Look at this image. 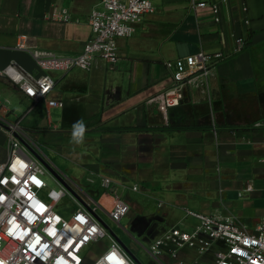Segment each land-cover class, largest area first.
<instances>
[{
	"label": "crops",
	"instance_id": "crops-1",
	"mask_svg": "<svg viewBox=\"0 0 264 264\" xmlns=\"http://www.w3.org/2000/svg\"><path fill=\"white\" fill-rule=\"evenodd\" d=\"M101 1L0 0V67L17 60L33 73L42 72L29 51L17 48L20 34L28 35L29 43L39 48L64 55L81 52L92 34L89 14L101 7ZM209 1L218 3L217 14L210 4L193 7L191 0H153L155 11L135 25L132 36L119 38L115 65L96 57L90 69L51 71L56 85L50 97L64 105L49 106L40 100L24 115L43 102L48 111L63 109V126L71 132L72 124L82 119L96 151L82 147L83 151L72 154L84 161L94 159L89 177L95 176L102 187V177L111 179L113 191L138 183L145 187L140 192L162 201L167 227L157 237L174 225L195 224L194 218L186 217V208L231 215L247 223L264 216V126L254 125L264 121V0ZM54 9L69 13L71 19H50L48 13ZM238 36L245 38L246 45L234 51ZM200 49L223 51L227 56L218 63L209 92L186 87L181 104L190 106L186 110L177 108L181 104L172 107L165 118L147 100L173 82L166 61ZM1 95L9 102L20 100L26 109L31 104L2 77ZM249 98L257 99L253 119L241 116L247 111L244 101ZM196 104L204 105L207 112L211 108L216 120H203L201 114L194 117ZM158 115L164 120L157 121ZM170 119L175 123L169 126ZM22 127L37 143V134ZM153 135L155 140L143 141ZM148 148V158L137 156ZM85 154L91 158L86 159ZM7 155V137L0 127V159ZM248 183L254 186L252 190L245 189ZM118 197L107 196L105 200L109 203ZM135 220L133 217L131 222L140 231ZM180 254L190 261L197 250L183 246ZM165 259H160V264H175L169 254Z\"/></svg>",
	"mask_w": 264,
	"mask_h": 264
},
{
	"label": "built area",
	"instance_id": "built-area-1",
	"mask_svg": "<svg viewBox=\"0 0 264 264\" xmlns=\"http://www.w3.org/2000/svg\"><path fill=\"white\" fill-rule=\"evenodd\" d=\"M191 4L193 7L210 4L215 14L219 12L217 2L191 0ZM243 9L247 11V5ZM154 11L153 0H102L101 7L93 8L89 14L92 34L77 54L64 55L39 48L29 43L28 35H19L17 48L29 51L42 72L33 73L17 60L0 67V77L8 79L31 101L22 116L11 120L8 114L12 110L0 97V127L8 144L7 157L0 159V264H86V248L106 237L108 244L90 264H142L110 234L109 226L97 212L102 208L112 220L120 223L130 211L129 202L121 197L114 199L109 207L101 201L93 202L77 183L63 176L68 186L45 163L57 170L42 148L28 136L21 121L40 100H45L49 106L64 105L62 100L50 97L56 85L51 71L90 69L96 57L115 65L119 59V38L132 36L135 25ZM48 17L71 19L69 13L57 9L50 11ZM235 42L234 51L246 45L243 36L236 37ZM226 56L223 51L200 49L167 60L173 82L149 98L147 104L157 107L168 118L169 109L180 105L184 99L186 87L209 92L217 65ZM254 125L264 126V121L259 120ZM46 176L60 186L51 188L48 198L41 195L48 187ZM101 183L110 186L112 181L102 177ZM139 187L138 183L132 185L134 190ZM253 188L251 183L245 187L246 190ZM67 194L74 203L69 215L57 210L58 203ZM162 204L160 201L159 205ZM185 215L194 218L196 223L168 228L148 248L158 261L166 260L169 254L175 264H264V216L247 223L235 216L191 208L185 209ZM183 246L195 248L197 255L190 261L181 258Z\"/></svg>",
	"mask_w": 264,
	"mask_h": 264
},
{
	"label": "rangeland",
	"instance_id": "rangeland-1",
	"mask_svg": "<svg viewBox=\"0 0 264 264\" xmlns=\"http://www.w3.org/2000/svg\"><path fill=\"white\" fill-rule=\"evenodd\" d=\"M1 96L3 100L6 101V106L11 110L13 109L9 113L8 119L16 120L19 116H22L24 114V112L26 111V105L23 102L16 98L15 100L9 102L3 95ZM246 101L248 103V108L246 112L244 111V113L241 114V116L242 118L245 117L253 119L257 115V99L249 98L245 100L244 103ZM205 105L210 106L209 104ZM189 106V103L187 104V102H184L177 108L186 110ZM204 107V105L196 104L193 110L194 117L195 115L199 116L201 114L203 116V120H216V114L213 112V110L208 107L209 110L207 112ZM62 114V108L56 107L48 111L44 108L43 102H41L37 104L36 107L27 116L24 117L22 125L28 128L29 131L35 132L37 134V144L40 147H43L42 150H45L43 151L44 154L52 161L55 168L67 178H70L71 180L76 182L83 191L90 195L93 202H96L98 201V199H100L101 202L108 207L112 205L111 203L114 200L110 201L111 203H108V201L105 200L107 196H121L130 200V211L122 218L120 223L112 220L108 213L102 208H98V215L101 216V218L109 226L110 234L118 238L123 243V246L135 258L141 261L142 264H160V262L155 259L148 251V248H150L151 243L155 240L157 235L167 227V224L165 225L163 222L165 213L160 207L158 199L156 197H153L152 195H147L146 193L140 192V190H143V188H145L142 185H140L139 191L128 187H120L117 188L116 191H113L111 190V184L110 186L102 187L100 183H97L98 181L95 176H93L94 181L89 180V173L92 171V169L90 168V164L93 163L94 159L90 161H84L82 157L73 155L71 151H83L81 149L83 147L86 151L95 152L97 146L94 143V140L88 139L89 137H91L88 134H85V141L82 145L73 144L71 142V131L64 128L66 127L65 125L63 126ZM158 116L159 118L157 119V121L164 120L161 115ZM186 121L192 122V120L189 118H186ZM172 123H175V120L171 122L170 119L169 126ZM55 125H58L57 129L55 128ZM40 127H44L45 129H42ZM151 139L155 140V136L153 135V138L149 137L148 139H144L143 141L150 142ZM153 149H155V147H153ZM150 150L151 149L148 148V150H143L141 152L139 151V153L137 152L136 154L139 157L141 156L142 158H148V156L151 154ZM85 155H87L85 156L86 159L87 157L91 158L90 154ZM126 157L128 159V153ZM139 170L140 168L137 169L138 173L140 172ZM153 172L155 173V170H153ZM165 178L166 177H164V179ZM46 179L48 181V187L42 192L41 195L45 198H48V191L51 188L57 189L60 186L50 176H46ZM73 209L74 203L69 194L64 196L57 206V210L65 213L66 215H69ZM133 217L136 218L135 221H138V224L142 228L140 231L135 229V226L131 222ZM107 244L108 238L106 237L86 248V250L84 251V256L87 257L86 264H90L92 261H94L104 250Z\"/></svg>",
	"mask_w": 264,
	"mask_h": 264
},
{
	"label": "clouds",
	"instance_id": "clouds-1",
	"mask_svg": "<svg viewBox=\"0 0 264 264\" xmlns=\"http://www.w3.org/2000/svg\"><path fill=\"white\" fill-rule=\"evenodd\" d=\"M71 128V142L75 145H82L85 141V134L87 131L84 121L82 119L75 121Z\"/></svg>",
	"mask_w": 264,
	"mask_h": 264
},
{
	"label": "water",
	"instance_id": "water-1",
	"mask_svg": "<svg viewBox=\"0 0 264 264\" xmlns=\"http://www.w3.org/2000/svg\"><path fill=\"white\" fill-rule=\"evenodd\" d=\"M48 166H49V168L58 176V177H60L67 185H68V183L65 181V179L63 178V174L62 173H59L57 170H55L53 167H51V165H49V163H47V162H45ZM69 186V185H68ZM120 241V240H119ZM121 242V241H120ZM122 243V242H121ZM123 244V243H122Z\"/></svg>",
	"mask_w": 264,
	"mask_h": 264
}]
</instances>
